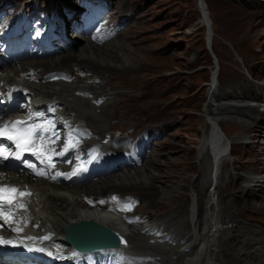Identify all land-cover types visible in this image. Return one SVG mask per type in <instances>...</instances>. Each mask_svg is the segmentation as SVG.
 Instances as JSON below:
<instances>
[{
	"label": "bare ground",
	"instance_id": "obj_1",
	"mask_svg": "<svg viewBox=\"0 0 264 264\" xmlns=\"http://www.w3.org/2000/svg\"><path fill=\"white\" fill-rule=\"evenodd\" d=\"M1 1L2 0H0V9L2 7ZM63 2L69 4L65 6V10H61L63 19L65 20V24L67 26L66 32L71 30V28L81 31L73 34L74 37H78V40L66 42L69 40H64L63 38L60 39L57 43L61 44L60 51H64V54L56 56V58L48 57L49 59L43 58L40 60H38L39 58H35L37 59L35 61H33V59H31L32 61L27 59L29 61L23 60L15 65H10V63H12L11 60H0L2 61L0 63V81L9 86H17L19 84L25 85L33 93V98H35L34 102L36 103L56 102L63 107L62 114L54 117L57 122L55 132L58 133L60 137L58 142H56V145H58L60 140H67L68 138L65 135L64 126L60 125L62 119L68 116L70 118H74L77 122L80 121L87 123L86 142L80 146L79 149H77L78 145L71 149L67 153L71 157L57 156L53 157V159L54 162L60 163L57 165L61 168L63 173H70L77 164H81L84 168L85 165H87L84 162V159H88L90 164L93 163V167L92 172L90 170L85 171L86 176L84 180L82 172L76 175L73 184L69 182L56 183L50 179L34 178L26 173L16 174L0 170V184L15 185L20 187L22 190H27L32 193L31 196H26L23 200V203L26 206L25 208L16 207L17 219L22 225H24L21 233H26L30 230L26 236L41 239V235L34 234L35 229H38L39 232L40 230L43 233L46 232L45 234L53 232L55 235L54 239L61 242V240L65 237L67 227L72 224L92 221L115 231L125 240L127 246L118 251H100L80 256L73 255L74 260H79L83 264H92L94 262L104 264L122 263L125 255L130 253L143 256V258L140 259L136 257L135 260H133L134 264H138L139 262H143V264H154V262H157V264H163L166 261L165 257L170 258L169 261L167 259V264H218L217 257L221 255L223 259L228 262L229 259L235 256L232 249V242L234 238L231 236L233 232L231 233L227 229L223 228L222 224L227 225L231 222H235L237 214L235 215L232 209L228 212L223 211V208L227 207V204L225 203L227 199L223 202L220 198H216V195H218L217 193H219V187L226 175L229 179L228 187H233V189H235L234 191L240 189V192H242L245 184H249L248 186L249 188H252V190L260 188L264 189V141L261 140L264 138V134L259 131L258 128L261 126L257 122V120L261 121L264 128V107L261 108L262 106H256V99L251 100V98H255L254 94H252V89H254V87L251 85L248 86V88L239 86L241 82H244V79L242 78V81L240 79L241 82H236V84L233 85L235 88L238 87L239 91H241L239 93L236 89L226 91L223 87L217 86L215 82H213L210 88V92L214 90L212 91L213 97H216L217 99H231L232 101L244 103L237 104V102H230L229 104L217 106L211 103L206 111V116L209 118L211 129L209 134L204 136L199 144V155L197 159L201 164L200 177H206L207 180L199 183V189L197 191L200 200L207 196L205 207L208 212L207 220L203 221V217H199L198 219V207L194 205L191 209V224H193L194 227L190 234L186 236L187 221L184 218L181 220L177 219V223L175 222L176 228L174 227V229H172L174 233L171 232V229L170 231L168 230L169 232H166L164 230L165 222L161 223L160 221L153 226L146 224L142 226L128 225L122 220V218L111 211H108V209H120L119 206L132 204L137 202L136 200L140 201V199L148 201L150 205L161 200L165 202L174 200L173 198L177 197L180 194V191L195 187L196 182L194 184V179H191L195 170V165L190 163L184 164V167H189L190 180L186 181L187 183H182L184 173H181V175L177 177L178 179L175 177L173 180L168 182L164 177V174L169 173L165 167L169 163H175L174 158L168 154L169 152L161 153L160 150L157 149H146L147 139L145 138V134L151 133L154 135V128H146L145 131L141 132L136 139H133V137L132 139H130L131 137L124 138V135L108 136L110 135L109 130L105 129V125L107 123L104 125V120L107 118L104 120L103 118L104 115L109 116V106L111 108L115 106L114 104L116 99L113 98V96L116 95V93L112 94L105 91L109 85L107 81L105 82L104 78H100L98 75L99 73L96 75L91 74L90 77H86L84 79L80 78L78 74H90V72H94L97 67H99L100 69L106 71L104 74L112 73L111 77L112 79H115L113 73L114 71L123 70L122 72L129 73L131 69H135V66L129 65V63H135L134 61L129 60L132 58L129 55H132L134 58H138L139 52L137 53L136 49L129 47L128 50L131 54L128 53L125 55L123 53L124 49H126L124 45L121 44V47L118 46L120 48L111 46V44L119 42L117 41L118 39H122V41L124 40L123 31L116 34L118 35L117 37L116 35L111 36L109 38V42L107 43H93L85 36V30H83L82 25L78 24L81 14L77 11V4L74 0L73 2L57 0V2H54L52 5L53 7L57 6L58 9H62L63 6H61V3ZM32 5H34V3L28 4L27 7H31ZM95 5H100V11L107 9L113 12L118 19L121 17L120 24H113L114 28L121 27V29H123L126 26V22H132V12H125V9L127 11L129 7L123 6L120 9L121 12L117 14V12H115L116 8L112 5L111 0H109L106 5L103 4V1L98 0ZM201 7L202 11L206 14V5L204 2L201 3ZM258 18V13H252V15H250V23L247 25V28L250 30L257 29L261 25V21L257 20ZM255 20H257V23L254 24L253 21ZM59 25L61 26V22ZM131 40L133 41V38ZM80 41L84 42V44L78 48L77 45ZM113 56L116 61L113 60ZM118 59H120L121 64L117 63ZM4 62L7 64L4 65ZM66 66H69V68H66ZM70 66H74V68H70ZM257 66L258 63L256 62L255 65H253V69ZM31 69L34 70V77L27 76L22 78V74L28 73ZM61 71L68 72L75 77V80L70 84L43 81L45 80L44 76L46 74ZM256 77L257 79L264 78L262 75H257ZM98 79H101V81H96ZM90 80L93 82H89ZM103 89L106 95L100 93ZM258 90L261 92L256 97L263 98L264 85L258 86ZM85 94L89 96L92 95L93 97L88 98L83 96ZM102 97L106 98V101L100 107H96L93 102ZM106 102H110L108 108L107 104H105ZM40 109L48 110V107L42 106ZM99 109L100 112H98ZM24 117V115L19 116L20 119ZM15 118H17V116ZM88 123H90V125ZM222 125H232L241 129L246 139H250L253 143H257V145H252L254 151L256 152L258 148L262 150L260 157H255L257 162L261 160V167L258 166L260 167V170H257V166L255 165L256 163L252 164L251 167L254 174L249 176L247 174L242 176L241 174L238 175V178L243 179L240 183H234V181H231L230 173L228 172V166L230 163L226 158L229 150L228 144L226 146V142L229 140L230 133L227 134V132L223 130ZM219 130H221L222 133H220ZM158 131L160 132L161 130L159 129ZM76 141L78 140L76 139ZM39 142L40 141H37V146ZM261 142L262 144H260ZM135 143H137L136 146ZM239 143V141H235L233 147H237ZM244 147H246V144ZM98 149L102 150L101 154H98L99 151L96 152ZM206 149L212 156V165L209 161L208 152H205ZM33 150L25 152L29 155L33 152ZM123 150L125 151L123 152ZM126 150L129 152H126ZM122 153L128 154L125 155V158L123 157V159L115 161L118 159L117 155ZM73 154L75 155L74 157H72ZM108 154L111 156L107 157ZM160 156L161 159L158 158ZM77 157H79V160H77ZM102 159H104L105 163L99 170V163ZM126 159H129L128 161L130 162H125V165L121 166L120 164L124 163ZM175 166H177L176 163ZM53 171V167H50L47 164L46 173L50 174L53 173ZM187 171L188 170H186V172ZM97 172V175L92 174ZM213 172H215L214 178L211 177V179L208 180V177L213 174ZM207 188L208 192L206 194ZM129 190H137L138 192L126 194L124 196H120V194H118ZM248 193L249 192H247V194ZM111 196L112 198L109 200V197ZM113 197L116 199L113 200ZM242 198L243 197H241V199ZM101 199L102 201L103 199L106 200L104 204H101ZM231 203L232 201L230 204ZM235 206L237 209L236 204ZM181 207L182 206L176 208V210L181 211ZM203 207L204 205L201 206V208ZM254 208L259 212H264V205L262 204H256L254 205ZM136 213L139 214V211L136 210ZM124 214L127 217H131V215L126 212H124ZM134 216L137 215L134 214ZM227 219L229 220L228 223H226ZM167 225H169V223ZM170 226L173 225L171 224ZM242 227L244 226L242 225ZM156 228L165 231L162 232L163 235L161 236L160 241H162L163 238L164 240H167L168 238L175 240V242L171 241L174 243L173 250L171 249V251L169 250L170 252L163 253V251L160 252L156 251L157 249H154V239H157L154 236V229ZM237 228H239V226ZM0 232L4 234H16V232L13 233L10 230H2ZM239 238L236 237L234 243L241 244L243 240ZM245 243L247 248L250 249L249 252L245 251V255L251 257L253 255L251 251L252 247H260L264 244V240H260V238L251 239L248 237L245 239ZM161 246L164 245L162 244ZM168 246L171 245L168 244ZM175 246H180V248L176 250ZM37 259L38 257L34 256L32 262L35 263ZM4 260H7V262L10 263L8 259ZM126 264L132 263L127 262ZM261 264H264V262H261Z\"/></svg>",
	"mask_w": 264,
	"mask_h": 264
},
{
	"label": "rangeland",
	"instance_id": "obj_2",
	"mask_svg": "<svg viewBox=\"0 0 264 264\" xmlns=\"http://www.w3.org/2000/svg\"><path fill=\"white\" fill-rule=\"evenodd\" d=\"M66 1L73 2V0ZM111 1L112 5L116 8L115 12L117 14L121 12L120 9L123 6L129 7L127 11L125 9V12H132V22H126L127 28L122 29L124 40L118 39L117 41L119 42L111 44V46L118 47L121 44L124 45L126 47L123 51L125 55L131 54L128 50L129 47L134 48L137 50V53L139 52V59L129 55L132 57L129 60L135 62L134 64L129 63V65L135 66V69H131L129 73H124L122 72L123 70L114 71L115 79H112V73L104 74L106 71L99 67L94 72L88 73L89 75L85 73L87 77H90L91 74L96 75L99 73L100 78L102 77L105 79V82H108L109 86H107L105 91L112 94L116 93L117 95L113 96L116 99L113 108L110 106L108 108L111 100L105 103L107 104L110 116L104 115L103 120L108 119L104 120V125L107 123L105 129H108L109 133L113 136L124 135V138L131 137L130 139H132L133 135H139L146 128H154V135L143 133L147 139L146 149H157L161 153L169 152L168 154L174 158L177 166H175V163H169L165 167L169 172L164 174L165 180L168 182L184 173L182 183H187L186 181L190 180L189 167H184V164L190 163L195 165L194 173L191 176V179H194L193 183L195 184L196 182L195 187L180 191V194L169 202L161 200L150 205L148 201L140 199V201L136 200L137 202L128 204L131 205L130 210L125 208L124 210L130 212L131 219L129 220L133 225L142 226L146 224L153 226L159 221L161 223L165 222L164 230L166 232H169L170 229L173 232L172 229L176 228L177 221L184 218L187 221V232L185 231L186 234L184 233L186 236L190 234L194 227L191 224V209L194 205L198 207V219L199 217H203V221L207 220L208 215L205 208L207 196L200 200L197 191L199 183L207 180L206 177H204L205 179L200 177L201 164L197 159L199 144L202 138L209 134L211 129L206 111L211 103L215 106L229 104L230 102H237V104L244 103L213 97L212 91L214 90L210 92L213 82L217 86L223 87L226 91L236 89L239 93L241 91L233 85L236 82H241L243 78L244 82H241L242 84L240 83L239 86L246 88L250 85L253 86L252 94H254L255 98L253 97L251 100L256 99V106L264 107V97H256L261 92L258 90V86L264 85V78L257 79L256 77L257 75L264 76V0ZM2 2L15 4L17 7L34 3L36 6L47 7L46 10L52 11L54 10L52 4L57 2V0H2ZM200 2H204L206 5V14L202 11ZM252 13H258L259 18L257 20L261 21V25L255 30L247 28ZM257 20L253 21V23H257ZM65 34V40H69L66 42L78 40V37L73 36V34H76L73 30H69ZM132 38L133 41L131 40ZM83 44L84 42L80 41L77 47L79 48ZM59 46L61 47L60 43ZM61 54H64V51L58 50L49 58H56V56ZM40 59L43 58H39L38 60ZM35 60L37 59H33V61ZM30 61L32 60L30 59ZM256 62L258 66L253 69V65ZM117 63L121 64L120 59L117 60ZM15 64L18 63L16 62L13 65ZM71 67L74 68V66ZM66 68H69V66H66ZM99 80L101 81V79ZM89 82L93 81L90 80ZM100 93L106 95L104 89ZM98 112H100V109ZM257 122L261 126L258 128L259 131L264 134L262 122L258 120ZM88 124L90 125V123ZM222 128L227 134L230 133L228 141L230 142V146H232L231 153L229 154V149L226 157L230 163L228 172L230 173L231 181L240 183L243 179L238 178V175L247 174L249 176L254 174L251 167L252 164L256 163L257 170H260L261 160L257 162L255 157H260L262 150L258 148L255 152L252 145H257V143L246 139L243 131L236 126L222 125ZM159 129L161 130L160 132L158 131ZM219 131L222 133L221 130ZM234 140L240 142L237 147H233ZM261 140L264 141V138ZM245 144L246 147H244ZM126 152L129 151L126 150ZM205 152L207 153L208 150L206 149ZM127 154H116L118 159L114 160L119 161L123 157L125 158ZM110 156L108 154L107 157ZM208 157L212 165V156L209 152ZM158 158L161 159V156ZM128 160L126 159L124 163L119 164L123 166L125 162H130ZM186 170L188 171L186 172ZM214 174L215 172L208 177V180L211 177L214 178ZM224 178L216 198H220L223 202L227 199L225 202L227 207L223 208L224 212L232 209L235 215L237 214L236 223L230 221L231 223L227 224L228 226L222 224L223 228L231 233L233 232L231 236L234 238L232 249L235 260L232 257L226 262L221 255L217 257L218 264L222 261L221 264H261V262H264V244L260 247H252L251 251L253 255L248 257L245 253L249 252L250 249L247 248L245 239L250 237L251 239L260 238V240H264V212H259L254 208L256 204L264 205V202H262L264 201V189L252 190V188H249V184H245L242 192H240V189L234 191L233 187H228V177L225 175ZM136 192L138 191L129 190L118 194L124 196ZM247 192L249 193L247 194ZM241 197L243 198L241 199ZM231 201L232 203L230 204ZM235 204L237 205V209ZM203 205L204 207L201 208ZM180 206H182L181 211H177L176 208ZM136 210L139 211L140 215L136 213ZM134 214L137 216H134ZM228 222L229 220L227 219L226 223ZM166 223H169V225ZM171 224L173 226H170ZM238 226L239 228H237ZM159 230L158 228L154 229V236L157 238L154 239V249L168 253L171 249L173 250L174 243L172 242H175V240H171V238L164 240L163 238L160 241L163 235L162 232L165 231ZM236 237H240L239 239L243 240V242L241 244L234 243ZM160 242H163L164 246H161ZM168 244L171 246H168ZM179 248L180 246H175L176 250ZM165 258L166 261L163 264H167L170 259ZM154 264H157V262H154Z\"/></svg>",
	"mask_w": 264,
	"mask_h": 264
},
{
	"label": "snow or ice",
	"instance_id": "obj_3",
	"mask_svg": "<svg viewBox=\"0 0 264 264\" xmlns=\"http://www.w3.org/2000/svg\"><path fill=\"white\" fill-rule=\"evenodd\" d=\"M44 132H52V127L50 124H29L26 121H14L11 124L0 125V136H5L8 140L12 141L16 148L19 150L17 152H9L5 147H0V159H7L10 155L15 156L17 159L20 158L21 153L25 151H30L37 148V141L47 142V144H55L59 140L58 133H52L50 136L43 135ZM78 141H75L71 134H69L62 150L57 153L54 148L48 149L45 147V151H51L55 155L63 156L67 154L71 149L77 146ZM38 156H42L44 152L35 153ZM79 160V157H77ZM43 163L44 161L41 160ZM48 166L55 167L52 163V157H48ZM27 167L33 169L35 175L38 176H47L45 170H36L35 166L32 164H27ZM84 170L81 164H77L70 173H61L56 172L54 176L50 177L51 179H56L59 176H64L65 178H71L72 176L78 175ZM32 193L27 190L19 189L16 186L3 185L0 186V220H3L4 223L8 224L10 227H13L14 231L22 232L23 226L18 219H15V208L13 207L14 202L15 206L19 208H25L22 198L25 196H31ZM115 200L116 198L113 197ZM103 203V201L101 202ZM125 209L130 210L131 205H124ZM26 223V222H25ZM2 226V225H0ZM49 237H43L42 239H48ZM29 239H32L29 237ZM0 243H12L10 240H5L0 237ZM126 243V242H125Z\"/></svg>",
	"mask_w": 264,
	"mask_h": 264
},
{
	"label": "water",
	"instance_id": "obj_4",
	"mask_svg": "<svg viewBox=\"0 0 264 264\" xmlns=\"http://www.w3.org/2000/svg\"><path fill=\"white\" fill-rule=\"evenodd\" d=\"M66 231L68 243L82 252L119 247L125 242L115 231L92 221L72 224Z\"/></svg>",
	"mask_w": 264,
	"mask_h": 264
}]
</instances>
